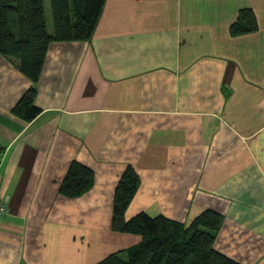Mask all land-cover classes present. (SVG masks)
I'll use <instances>...</instances> for the list:
<instances>
[{
	"label": "crops",
	"instance_id": "crops-1",
	"mask_svg": "<svg viewBox=\"0 0 264 264\" xmlns=\"http://www.w3.org/2000/svg\"><path fill=\"white\" fill-rule=\"evenodd\" d=\"M248 8L259 29L231 36ZM91 36L48 45L30 122L12 108L31 80L0 54V264H95L137 244L111 230L128 165L126 220L211 208L215 249L264 264V0H106ZM72 161L95 179L69 199Z\"/></svg>",
	"mask_w": 264,
	"mask_h": 264
},
{
	"label": "trees",
	"instance_id": "trees-1",
	"mask_svg": "<svg viewBox=\"0 0 264 264\" xmlns=\"http://www.w3.org/2000/svg\"><path fill=\"white\" fill-rule=\"evenodd\" d=\"M106 0H50L55 30L49 33L43 0H0V54L24 73L31 84L12 112L27 122L41 113L35 104L37 82L52 41H87L97 26ZM252 9L240 10L229 27L231 36L258 30ZM93 171L72 161L59 185L66 198H78L92 189ZM140 178L128 165L116 184L111 230L140 236L126 249L109 253L95 264H241L214 247L224 216L204 209L188 223L145 211L125 219Z\"/></svg>",
	"mask_w": 264,
	"mask_h": 264
},
{
	"label": "rangeland",
	"instance_id": "rangeland-1",
	"mask_svg": "<svg viewBox=\"0 0 264 264\" xmlns=\"http://www.w3.org/2000/svg\"><path fill=\"white\" fill-rule=\"evenodd\" d=\"M43 3H44V11L46 14V26H48V31L51 34L55 30L51 2L50 0H43Z\"/></svg>",
	"mask_w": 264,
	"mask_h": 264
},
{
	"label": "built area",
	"instance_id": "built-area-1",
	"mask_svg": "<svg viewBox=\"0 0 264 264\" xmlns=\"http://www.w3.org/2000/svg\"><path fill=\"white\" fill-rule=\"evenodd\" d=\"M6 209H7V205L1 202L0 203V219L4 216Z\"/></svg>",
	"mask_w": 264,
	"mask_h": 264
}]
</instances>
